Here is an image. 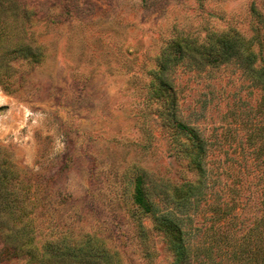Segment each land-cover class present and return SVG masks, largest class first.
Returning a JSON list of instances; mask_svg holds the SVG:
<instances>
[{
	"label": "rangeland",
	"instance_id": "obj_1",
	"mask_svg": "<svg viewBox=\"0 0 264 264\" xmlns=\"http://www.w3.org/2000/svg\"><path fill=\"white\" fill-rule=\"evenodd\" d=\"M26 4L34 10L28 42L42 47L41 61L13 60L12 89L0 84V166L15 171L21 207L30 212L39 198L31 217L40 239L91 234L119 264H171L164 235L134 203L135 180L147 171L172 194L199 175L172 154L174 131L163 124L162 103L150 96V73L178 36L202 40L235 29L263 37L255 13L264 17V0ZM171 79L181 118L209 143L208 191L187 208L163 202L161 192L154 199L160 210L175 211L193 246L230 247L226 238L241 237L261 215L264 157L252 155L246 140L251 127L264 125L263 92L236 65L180 67ZM225 204L236 207L233 214Z\"/></svg>",
	"mask_w": 264,
	"mask_h": 264
},
{
	"label": "trees",
	"instance_id": "obj_2",
	"mask_svg": "<svg viewBox=\"0 0 264 264\" xmlns=\"http://www.w3.org/2000/svg\"><path fill=\"white\" fill-rule=\"evenodd\" d=\"M26 2L0 0V84L10 90L12 84L8 73L12 71L11 62L21 58L39 63L42 57V47L28 42L32 40L34 10L28 9ZM255 15L264 28V17L259 13ZM226 65H236L263 92L258 112L264 115V36L260 33L246 38L235 29H228L209 33L202 40L178 36L163 49L156 69L150 73V96L162 103L160 116L163 124L174 131L172 154L176 159L186 161L189 169L199 175L198 179L185 182L172 194L154 183L147 171L139 173L135 180L134 203L140 213L152 217L155 229L164 235L174 256L171 264H264V194L261 215L254 226L236 240H233L234 235L227 237L230 247L226 248L227 245L223 244H212L209 248L193 246L175 211L167 207L160 210L153 195L161 192L159 197L163 202L169 201V204L183 208L193 205V200L199 202L206 197L209 143L197 127L181 118L171 74L180 67L201 70ZM251 128L246 141L251 145L252 155L263 158L264 125ZM14 174L9 165L0 166V260L7 263L15 260L17 264H119L104 240L95 235L86 234L81 239H73L51 233L48 238L40 239V230L35 218L31 217L39 198L35 197L30 212L21 207L23 201L13 190ZM224 206L232 214L236 208L229 204ZM137 222L144 237L146 227L141 219Z\"/></svg>",
	"mask_w": 264,
	"mask_h": 264
}]
</instances>
